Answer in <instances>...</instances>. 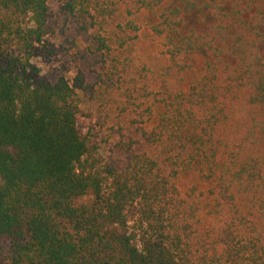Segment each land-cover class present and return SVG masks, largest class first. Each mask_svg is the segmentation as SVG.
<instances>
[{
    "label": "trees",
    "instance_id": "trees-1",
    "mask_svg": "<svg viewBox=\"0 0 264 264\" xmlns=\"http://www.w3.org/2000/svg\"><path fill=\"white\" fill-rule=\"evenodd\" d=\"M48 1L0 0V264H264V157L218 160L219 130L237 129L225 101L243 99L264 118V14L247 16L233 0H131L156 19L151 29L166 37L172 63L200 53L219 59L223 46L232 64L221 75L205 61L187 92L159 102L155 126L140 130L159 161L132 153L131 142L117 146L130 153L123 161L100 157L97 134L77 126V93L93 91L85 74L50 81L33 63L54 55ZM120 1L65 0L62 9L101 30ZM202 10L215 18L213 38L179 34L181 16ZM189 171L212 181L210 213L229 215L197 249L202 208L175 184Z\"/></svg>",
    "mask_w": 264,
    "mask_h": 264
},
{
    "label": "rangeland",
    "instance_id": "rangeland-1",
    "mask_svg": "<svg viewBox=\"0 0 264 264\" xmlns=\"http://www.w3.org/2000/svg\"><path fill=\"white\" fill-rule=\"evenodd\" d=\"M230 2H226V8ZM233 2L246 11L247 16H253L257 10L264 14V0ZM64 4L65 0L48 1L46 39L54 55L49 62L36 58L33 63L50 81L64 76L72 82L80 70L86 76V83L93 85L91 95L77 93L83 112L77 126L83 134H97L100 157L111 156L124 161L130 153L124 154L117 146L131 142L132 153L145 152L159 161L156 148L142 140L140 130L149 131L155 126L161 111L159 102L187 92L196 83L203 73L205 61L217 67L219 74L225 65H231L224 47H220L223 53L219 59L200 53L179 57L172 63L167 54L166 37L154 34L151 29L157 23L156 19L145 10L135 11L131 0L120 1L115 14L101 30L92 27L89 19L80 13L63 10ZM215 22L210 10L198 11L181 16L178 32L213 38L211 28ZM100 74H107L108 80L98 81ZM225 106L229 123L237 129L219 130V163L231 164L253 154L264 157L261 112L248 106L243 99L225 101ZM102 122L104 126L100 125ZM204 176L189 171L180 173L175 179L182 198L202 208L193 225L195 249L203 240L212 241L229 219L226 208L220 215L210 213L213 183ZM242 199V196L237 197L244 208L248 201Z\"/></svg>",
    "mask_w": 264,
    "mask_h": 264
}]
</instances>
